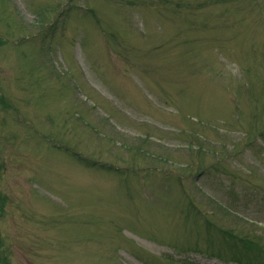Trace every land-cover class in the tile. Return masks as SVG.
Here are the masks:
<instances>
[{"label": "rangeland", "instance_id": "1", "mask_svg": "<svg viewBox=\"0 0 264 264\" xmlns=\"http://www.w3.org/2000/svg\"><path fill=\"white\" fill-rule=\"evenodd\" d=\"M0 264H264V0H0Z\"/></svg>", "mask_w": 264, "mask_h": 264}]
</instances>
